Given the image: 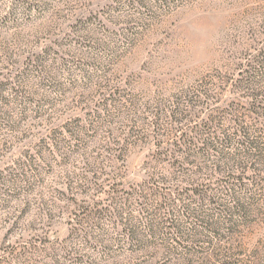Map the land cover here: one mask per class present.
<instances>
[{"label":"rangeland","instance_id":"rangeland-1","mask_svg":"<svg viewBox=\"0 0 264 264\" xmlns=\"http://www.w3.org/2000/svg\"><path fill=\"white\" fill-rule=\"evenodd\" d=\"M262 45L264 0H0V264H264L251 167L249 215L220 219L222 240L179 216L203 236L131 254L110 202L113 183L171 178L153 156L175 98H201L182 128L251 101L233 80ZM157 117L168 136H154ZM256 167L264 177V158Z\"/></svg>","mask_w":264,"mask_h":264},{"label":"trees","instance_id":"trees-1","mask_svg":"<svg viewBox=\"0 0 264 264\" xmlns=\"http://www.w3.org/2000/svg\"><path fill=\"white\" fill-rule=\"evenodd\" d=\"M251 59L252 64L240 68L233 80L236 92L251 91L248 94L251 101L246 105L235 102L209 109L204 118L182 128L177 124L188 118L191 107L201 100L196 99L200 97L198 92L191 96L186 93L183 101L189 110L179 108L182 101L179 96V100H174L176 105L167 113L176 125L171 132L168 130L173 136H168L167 128L159 124L160 117L155 119L154 136L166 135L170 139L164 145L156 144L154 165H169L172 169L169 180L162 173L155 175L153 172L127 187L121 182L111 185V217L124 226V240L129 253L139 254L156 248L170 252L180 246L185 248L182 245L184 241L203 236L194 227L186 231L180 217L190 223L196 221L194 224L203 222L202 231L211 232L218 240L223 238L219 235L223 226L220 219H225L232 227L235 217H248L249 210L240 198L247 191L245 172L252 168L254 176L250 180L253 186H258L264 178L256 167L262 165L264 158V45ZM203 95L210 98L206 92ZM155 113L158 116L162 114ZM118 150L123 155L127 149L121 146ZM254 159L257 161H252ZM201 176L204 178L200 180ZM183 178L191 180L183 184ZM224 202H228L230 207ZM211 205L220 208L207 210ZM123 206L128 208L127 215L120 210ZM135 210L139 218L132 215Z\"/></svg>","mask_w":264,"mask_h":264}]
</instances>
